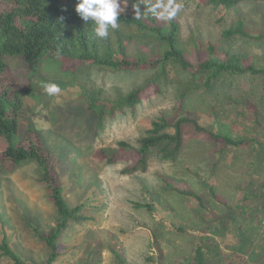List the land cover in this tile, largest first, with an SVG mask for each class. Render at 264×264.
Instances as JSON below:
<instances>
[{"label": "trees", "instance_id": "16d2710c", "mask_svg": "<svg viewBox=\"0 0 264 264\" xmlns=\"http://www.w3.org/2000/svg\"><path fill=\"white\" fill-rule=\"evenodd\" d=\"M180 1L197 9L209 6L225 10H234L244 3L264 2ZM183 13L181 6L166 5L162 0H0V162L12 169L27 162L37 164V181L45 187L46 197L56 209L50 232L30 225L48 247L49 252L43 261L28 260L6 234L0 240L1 256L13 264H59L61 258L75 248L64 241L67 234L85 221H97L92 211L101 212L104 209L101 200L103 190L98 180L94 176L81 180L75 175L85 164L76 158L80 154L76 148H72L70 154L63 152L65 162L60 167L56 165L57 160L47 143L48 135L41 132L39 121L29 122L24 134L21 133L23 125L20 115L27 109L25 97L39 100L31 82L46 59L61 61L65 67L85 66L118 73L152 72L142 84L115 94L107 93L102 87L80 84L87 109L95 119L96 133L107 117L127 108L136 111L144 98L160 91L162 85L174 82L182 85L181 88L177 87L180 102L175 108L176 112H162L153 119L146 133L135 144L119 140L115 145L96 150L98 158L109 164L126 161L128 164L122 169L124 174H139L141 199L134 201L136 209H146L152 214L163 212L164 215L170 211L160 208L159 196L147 181L146 174L152 154L161 161L175 162L179 159L185 149L189 129L219 142L216 150L219 154L224 153L227 147L246 146L250 148L252 160L261 162L259 156L261 153L264 155V140L260 138V133H256V128L264 127V62L255 54L239 49L231 52L224 47V42L234 37L264 40V32L257 33L243 19H239L222 26L219 35L211 37L197 20L190 15L184 17ZM14 68H20L18 71H25L27 75L20 77ZM182 73L192 76L185 79ZM259 74L262 76L256 90L258 94H253L240 78L248 75L259 77ZM199 76L201 82H198ZM230 78L234 80L227 84ZM191 88L197 92L217 89L220 90L217 94H222L220 99L232 97L230 100L238 105L246 104L251 108L252 116L246 112L240 114L243 118H250V124L228 120L227 114L221 112L217 104L210 105L206 111L207 120L203 122L190 109L191 105H185ZM236 124L243 129L240 130ZM249 131L255 132V135L247 134ZM60 140L67 149L73 146L64 138ZM249 165V175L253 168L255 173L264 175V162L262 165H251L249 162ZM161 178L166 189L193 198L188 199V204L202 217L210 214L214 219H220L210 210L211 204L209 207L202 195L204 193L199 194L190 184H181L170 176L162 175ZM201 184L207 188L211 198L226 202L217 193L219 189L216 184L206 182L204 177ZM246 188H252L254 192L245 190L248 192L245 202L261 197L264 193L263 176L260 182L253 176ZM244 207L242 212L254 213L249 203ZM172 227L178 231L187 230L185 225L180 226L175 221H172ZM205 237L208 235L196 237L198 246L195 245V253L183 256L178 264H207V245L203 243ZM161 240L155 236V250L151 259L158 261V264H168L163 257ZM99 247L100 243L83 249L81 264H99L95 255ZM114 253L120 264H133L119 248L114 247ZM236 257L238 260L233 259L229 264H251L241 256ZM239 260L241 263H238Z\"/></svg>", "mask_w": 264, "mask_h": 264}, {"label": "rangeland", "instance_id": "374dc122", "mask_svg": "<svg viewBox=\"0 0 264 264\" xmlns=\"http://www.w3.org/2000/svg\"><path fill=\"white\" fill-rule=\"evenodd\" d=\"M162 1L166 5L181 6L183 16H192L208 30L211 37L218 36L222 26L239 19H243L257 33L264 32V2L244 3L234 10H225L209 6L197 9L180 0ZM224 47L231 52L239 49L255 54L264 62V40L234 37L224 42ZM18 70L20 68L15 72H18L20 77L27 75L25 71L20 73ZM151 73H118L85 66L65 67L61 61L46 59L41 70L32 78L31 83L39 100L25 97L27 109L20 115L23 125L21 133L24 134L29 122L39 121L41 132L48 135L47 143L54 159L57 160L56 165L61 167L65 162L63 152L70 154L72 148H76L80 152L76 158L85 164L75 175L81 180L94 176L103 190L101 200L104 209L101 212L92 211L97 221H85L79 224L75 231L67 234L64 241L75 248L62 257L59 264H81L83 249L99 243L101 247L95 252L99 264H120L114 247L119 248L130 263L158 264V261L151 259L155 250V236H158L159 240L162 239L165 261L168 264H178L183 256L195 253V238L202 234L208 235L203 241L207 245V264H229L233 259L238 260L236 256L245 258V261L251 264H264V193L259 198L245 202L248 194L245 190L254 192V189L246 188L252 177L260 182L263 176L264 181V175L255 173L254 168L251 174H248L251 169L249 162L251 165H262V153L259 163L257 159L252 160L250 148L246 146L227 147L224 153L219 154L216 151L220 146L219 142L206 135L195 134L189 129L185 149L177 161H161L155 154L150 157L146 178L159 196L160 208L170 209L165 212L166 215L163 212L152 214L146 209H136L134 201L141 199L139 174H124L122 169L126 161L109 164L96 155L98 148L115 145L119 140L135 144L137 139L146 133L153 119L162 112H176L175 108L180 102L177 87L181 88L182 85L175 82L162 85L160 91L145 97L136 111L127 108L107 117L103 127L96 133L95 119L87 109V101L81 94L80 84L88 83L102 87L109 94H115L119 90L127 92L142 84ZM259 75L240 78L253 94H258L256 90L262 76ZM181 76L186 79L192 75L182 73ZM233 80L234 78H230L227 84ZM198 82H201L200 76ZM191 89V95L185 105H191L190 109L195 111L203 122L207 120L206 111L210 105L217 104L219 110L227 114L228 120L238 124H250V118H243L240 114H252L251 108L246 104L240 106L230 100L232 97L220 99L222 94H217L220 91L217 89L212 92H197ZM237 126L240 130L243 129L242 126ZM211 127L214 128L213 125ZM256 130L264 140V127L260 126ZM247 134L255 135V132L249 131ZM60 138H64L73 146L67 149ZM38 175L39 168L34 162L24 163L14 169L0 162V240L6 234L28 260L41 262L49 252L48 247L30 225H36L43 232H50L54 225L56 209L46 197L45 187L37 181ZM162 175L170 176L181 184L188 183L199 194L204 193L202 195L209 207L211 204L210 210L220 219H214L210 214L202 217L199 211L188 204V199L193 198H187L163 186ZM198 175L204 177L206 182L216 184L219 189L217 193L226 202L217 201L214 197L212 199ZM246 203H249L254 213L242 212ZM172 221L180 226L185 225L187 230L178 231L172 227ZM188 224L193 227L192 230ZM0 264L13 263L0 255Z\"/></svg>", "mask_w": 264, "mask_h": 264}]
</instances>
